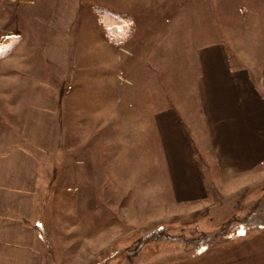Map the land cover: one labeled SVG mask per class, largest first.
Segmentation results:
<instances>
[{
    "label": "rangeland",
    "instance_id": "obj_1",
    "mask_svg": "<svg viewBox=\"0 0 264 264\" xmlns=\"http://www.w3.org/2000/svg\"><path fill=\"white\" fill-rule=\"evenodd\" d=\"M252 1L0 0V151L39 159L42 264H264V148L218 158L228 128L195 110L204 44L224 38L232 60L264 33ZM97 9L131 33L114 42ZM38 84L64 92L47 151L24 135Z\"/></svg>",
    "mask_w": 264,
    "mask_h": 264
},
{
    "label": "crops",
    "instance_id": "obj_2",
    "mask_svg": "<svg viewBox=\"0 0 264 264\" xmlns=\"http://www.w3.org/2000/svg\"><path fill=\"white\" fill-rule=\"evenodd\" d=\"M250 4L251 0H247L246 7ZM263 5L264 0H258L255 32H264ZM244 6L242 4L241 8ZM245 27L247 29L246 24H242L240 29L245 31ZM241 40L234 45L248 47V53L239 49L244 55H234L232 60L228 57L226 49L229 45L224 38L217 43H205L200 50L201 73L196 77L200 79V87L196 81V90L201 103L199 111L195 110L207 128H228L217 140L229 144L218 158H240L243 155L256 158L257 141L262 144L258 151L262 152L264 148V140L256 138L261 136V128H264V56L258 58L254 54L257 51L253 50L264 47V33L262 36L254 34L251 40L246 34ZM258 61L260 66L256 70ZM63 93L47 84H38L31 92L24 135L42 151L49 148L54 114L60 107L59 95ZM169 111V125L178 124L179 120ZM179 124L182 126L181 122ZM243 142L254 144L246 150L242 149ZM234 170L230 173L237 172ZM41 190L38 157L18 148L0 151V264H42L43 252L34 244L41 233L35 225L36 220L34 222Z\"/></svg>",
    "mask_w": 264,
    "mask_h": 264
},
{
    "label": "trees",
    "instance_id": "obj_3",
    "mask_svg": "<svg viewBox=\"0 0 264 264\" xmlns=\"http://www.w3.org/2000/svg\"><path fill=\"white\" fill-rule=\"evenodd\" d=\"M105 13V15L107 16V18H103V14ZM97 14H98V18H99V22L100 24H102V27L105 29L106 34H108V36L114 40V42H119L121 41V39L123 37H126L127 34L126 32H128V34L131 33L132 29H133V22L132 20L127 17L124 14H120L117 13L115 11H111V10H104L102 11V9H97ZM112 20H116L119 28H117L118 30L113 31L112 27H109L108 22L112 21ZM120 32H123L124 34H120ZM120 34V35H119ZM5 39H9V38H5ZM7 41V40H6ZM10 43H3L0 45V57L4 56L9 50H10Z\"/></svg>",
    "mask_w": 264,
    "mask_h": 264
}]
</instances>
